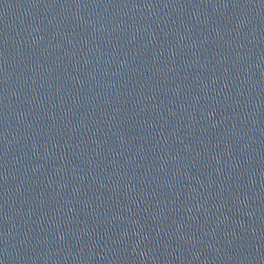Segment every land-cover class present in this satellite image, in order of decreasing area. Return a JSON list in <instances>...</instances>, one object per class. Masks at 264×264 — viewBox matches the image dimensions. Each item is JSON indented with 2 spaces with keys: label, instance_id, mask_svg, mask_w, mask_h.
<instances>
[{
  "label": "water",
  "instance_id": "water-1",
  "mask_svg": "<svg viewBox=\"0 0 264 264\" xmlns=\"http://www.w3.org/2000/svg\"><path fill=\"white\" fill-rule=\"evenodd\" d=\"M0 264H264V0H0Z\"/></svg>",
  "mask_w": 264,
  "mask_h": 264
}]
</instances>
